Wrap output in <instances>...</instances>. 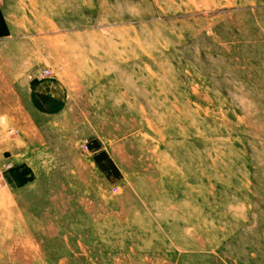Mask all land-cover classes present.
<instances>
[{
  "label": "rangeland",
  "instance_id": "374dc122",
  "mask_svg": "<svg viewBox=\"0 0 264 264\" xmlns=\"http://www.w3.org/2000/svg\"><path fill=\"white\" fill-rule=\"evenodd\" d=\"M0 264H264V0H0Z\"/></svg>",
  "mask_w": 264,
  "mask_h": 264
},
{
  "label": "crops",
  "instance_id": "0c3cea01",
  "mask_svg": "<svg viewBox=\"0 0 264 264\" xmlns=\"http://www.w3.org/2000/svg\"><path fill=\"white\" fill-rule=\"evenodd\" d=\"M33 85L34 87L32 89L30 88L29 92H31V102L38 112L48 115L50 113L61 111L59 101L51 97V92L47 87H45V89L38 87L35 91H33L38 84Z\"/></svg>",
  "mask_w": 264,
  "mask_h": 264
},
{
  "label": "built area",
  "instance_id": "2783aa9c",
  "mask_svg": "<svg viewBox=\"0 0 264 264\" xmlns=\"http://www.w3.org/2000/svg\"><path fill=\"white\" fill-rule=\"evenodd\" d=\"M48 71L47 70H44V73H47Z\"/></svg>",
  "mask_w": 264,
  "mask_h": 264
}]
</instances>
